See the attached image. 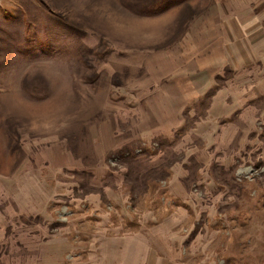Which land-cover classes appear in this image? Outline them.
Instances as JSON below:
<instances>
[{
    "label": "rangeland",
    "instance_id": "374dc122",
    "mask_svg": "<svg viewBox=\"0 0 264 264\" xmlns=\"http://www.w3.org/2000/svg\"><path fill=\"white\" fill-rule=\"evenodd\" d=\"M0 264H264V0H0Z\"/></svg>",
    "mask_w": 264,
    "mask_h": 264
}]
</instances>
